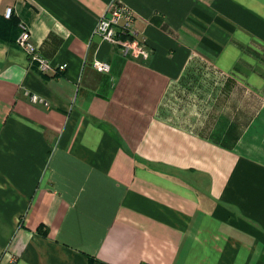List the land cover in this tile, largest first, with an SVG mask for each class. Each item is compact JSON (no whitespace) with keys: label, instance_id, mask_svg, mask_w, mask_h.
I'll return each mask as SVG.
<instances>
[{"label":"crops","instance_id":"crops-1","mask_svg":"<svg viewBox=\"0 0 264 264\" xmlns=\"http://www.w3.org/2000/svg\"><path fill=\"white\" fill-rule=\"evenodd\" d=\"M111 1L0 0V264H264V0Z\"/></svg>","mask_w":264,"mask_h":264},{"label":"built area","instance_id":"built-area-1","mask_svg":"<svg viewBox=\"0 0 264 264\" xmlns=\"http://www.w3.org/2000/svg\"><path fill=\"white\" fill-rule=\"evenodd\" d=\"M110 6L109 14H104L99 18L93 34L102 41L118 45L124 55L147 59L151 49L136 37L137 32L133 25L135 20L134 10L120 0H112ZM12 12L13 8L7 6L4 16L9 18ZM15 43L26 53L29 60L35 62L42 71L52 68L62 71L67 66L66 63H61L56 67L53 66L50 60L40 53L37 44L30 36L28 26L24 23L20 24V32ZM92 67L98 71H110V64L97 58L92 61ZM32 100L49 106L44 98L36 94L32 95ZM10 260L13 261L14 258L11 257Z\"/></svg>","mask_w":264,"mask_h":264},{"label":"trees","instance_id":"trees-1","mask_svg":"<svg viewBox=\"0 0 264 264\" xmlns=\"http://www.w3.org/2000/svg\"><path fill=\"white\" fill-rule=\"evenodd\" d=\"M8 19H10V18H8ZM6 27H7V20H4L3 18L0 19V38L1 39H4V29H6ZM18 33H19V31H18ZM18 33H17V35H18ZM17 35H16V37H17Z\"/></svg>","mask_w":264,"mask_h":264},{"label":"rangeland","instance_id":"rangeland-1","mask_svg":"<svg viewBox=\"0 0 264 264\" xmlns=\"http://www.w3.org/2000/svg\"><path fill=\"white\" fill-rule=\"evenodd\" d=\"M237 45V44H236ZM239 47H241V45H238ZM253 51V55H257L258 56V53L260 52V50H252Z\"/></svg>","mask_w":264,"mask_h":264}]
</instances>
